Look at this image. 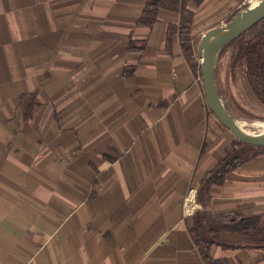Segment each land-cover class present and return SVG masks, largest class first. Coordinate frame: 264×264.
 <instances>
[{
    "label": "crops",
    "instance_id": "obj_1",
    "mask_svg": "<svg viewBox=\"0 0 264 264\" xmlns=\"http://www.w3.org/2000/svg\"><path fill=\"white\" fill-rule=\"evenodd\" d=\"M147 1L0 0V264H208L196 189L236 138L167 39L179 12L137 24ZM248 4L186 1L197 63L202 34ZM261 149L210 187L214 216L264 223ZM212 240L225 264H264L244 234Z\"/></svg>",
    "mask_w": 264,
    "mask_h": 264
},
{
    "label": "trees",
    "instance_id": "obj_2",
    "mask_svg": "<svg viewBox=\"0 0 264 264\" xmlns=\"http://www.w3.org/2000/svg\"><path fill=\"white\" fill-rule=\"evenodd\" d=\"M187 0H148L143 8L137 24L150 26L157 20L159 9H167L179 12L180 22L176 27L169 24L166 30L167 39L177 28L181 49L190 61L192 68L199 72L200 66L196 62L191 46L192 13L186 8ZM197 2L199 0H196ZM230 19L227 18V21ZM130 43L128 48L132 49ZM228 57L229 71H238L242 79L264 106V17L237 37L228 42L219 54L217 65L214 71V80L217 82L219 75V65L222 59ZM216 85V83H215ZM217 90V87H216ZM218 92V91H217ZM263 146L245 144L238 139L233 142L232 150L226 157L216 164L200 181L196 189L197 203L201 204L202 209L193 215L192 232L195 234V244L203 259L208 264H225L221 259L213 258L209 253V247L213 243L212 238L221 231H236L247 236L249 242L264 244V223L257 216L244 218L243 220L229 224L221 218L214 216L208 207L210 204V187L214 184H221L225 181L226 174L239 166L251 156L259 153Z\"/></svg>",
    "mask_w": 264,
    "mask_h": 264
},
{
    "label": "water",
    "instance_id": "obj_3",
    "mask_svg": "<svg viewBox=\"0 0 264 264\" xmlns=\"http://www.w3.org/2000/svg\"><path fill=\"white\" fill-rule=\"evenodd\" d=\"M263 17L264 0H259L255 5H250L246 9L239 11L228 22L210 27L202 34L199 43L201 53L200 71L204 97L208 108L236 139L254 146H264V130L259 134H249L239 127L237 120L226 108L216 90L214 71L223 47Z\"/></svg>",
    "mask_w": 264,
    "mask_h": 264
},
{
    "label": "rangeland",
    "instance_id": "obj_4",
    "mask_svg": "<svg viewBox=\"0 0 264 264\" xmlns=\"http://www.w3.org/2000/svg\"><path fill=\"white\" fill-rule=\"evenodd\" d=\"M250 5L248 4L241 10L234 11L228 18L231 19L239 11L246 9ZM226 22L228 21L225 20L223 23ZM216 25L219 24L215 23L214 26ZM218 71L219 75L215 83L218 94L226 108L236 120H241L245 123V128L256 130L251 124L255 121H264V106L259 103L247 82L242 79L240 73L238 71H235V73L229 71L228 57L222 59Z\"/></svg>",
    "mask_w": 264,
    "mask_h": 264
},
{
    "label": "bare ground",
    "instance_id": "obj_5",
    "mask_svg": "<svg viewBox=\"0 0 264 264\" xmlns=\"http://www.w3.org/2000/svg\"><path fill=\"white\" fill-rule=\"evenodd\" d=\"M258 2V0H253V2H251V5H255ZM219 50V48H218ZM217 50V52H218ZM216 56V53H215ZM237 123L239 124V127L246 133L249 134H259L262 130H264V121H255L253 122L251 125L255 127L256 130H249L247 128L244 127V124L241 120H237Z\"/></svg>",
    "mask_w": 264,
    "mask_h": 264
},
{
    "label": "built area",
    "instance_id": "obj_6",
    "mask_svg": "<svg viewBox=\"0 0 264 264\" xmlns=\"http://www.w3.org/2000/svg\"><path fill=\"white\" fill-rule=\"evenodd\" d=\"M201 56V55H200ZM199 56V58H198V64H199V66H200V59H201V57ZM198 78H200V75H198Z\"/></svg>",
    "mask_w": 264,
    "mask_h": 264
}]
</instances>
